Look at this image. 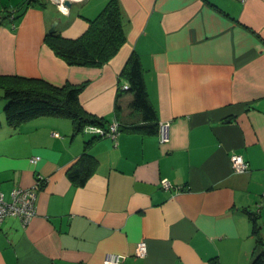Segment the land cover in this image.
<instances>
[{"label":"crops","instance_id":"obj_1","mask_svg":"<svg viewBox=\"0 0 264 264\" xmlns=\"http://www.w3.org/2000/svg\"><path fill=\"white\" fill-rule=\"evenodd\" d=\"M22 1L0 0V16ZM107 1L71 0L66 13L32 3L0 22V75L86 82L82 107L119 123L115 137L95 139L88 125L75 132L55 115L13 126L0 87V191L8 199L43 179L35 216L1 223L0 264H105L107 252L124 255L122 264H250L252 214L264 237V0H118L125 41L109 61L77 66L56 56L44 41L52 22L75 38ZM132 52L157 121H170L166 143L133 129L144 121L132 93L118 95ZM83 151L94 169L77 185L67 170ZM232 153L245 171L233 170ZM141 240L144 257L134 254Z\"/></svg>","mask_w":264,"mask_h":264},{"label":"trees","instance_id":"obj_2","mask_svg":"<svg viewBox=\"0 0 264 264\" xmlns=\"http://www.w3.org/2000/svg\"><path fill=\"white\" fill-rule=\"evenodd\" d=\"M45 0H24L7 11L2 18L18 19L32 3L44 5ZM45 43L56 56L69 65L100 67L111 59L123 45V16L118 0H108L98 14L88 20L85 31L75 38H66L55 28L44 36ZM120 77L128 82L122 92L132 93L130 107L140 113L144 124L133 129L144 133L157 132L156 111L149 100L143 67L138 55L132 52L125 61ZM86 82L54 85L44 79L21 75H0L2 97L6 100L3 113L7 123L17 126L22 121L41 115L67 117L74 131L86 125L106 127L103 119L88 113L79 101V93ZM93 138H99L93 134ZM94 169V159L86 151L68 168L67 176L77 185H83ZM251 234L255 239L254 255L250 264H264V237L260 235L257 214L251 215Z\"/></svg>","mask_w":264,"mask_h":264},{"label":"built area","instance_id":"obj_3","mask_svg":"<svg viewBox=\"0 0 264 264\" xmlns=\"http://www.w3.org/2000/svg\"><path fill=\"white\" fill-rule=\"evenodd\" d=\"M58 8L62 13H66L68 8L64 5V0H45ZM245 1V0H242ZM123 89H127L128 85H123ZM170 121L159 120L157 124V135L160 143H166L170 139ZM88 130L95 136L115 137L119 132V123L117 121L111 122L108 126L88 125ZM53 135L57 136L56 132ZM39 160V156L35 155L30 158L31 163H36ZM231 166L236 172H243L247 169V163L243 159L241 154L232 153L229 156ZM161 186L164 189H170L171 184L167 179H161ZM43 184L42 176L37 175L33 186L22 187L16 186L10 192V197L5 198L2 191H0V226L3 220L7 216H17L20 218L23 225H26L32 217L36 214V187ZM147 253L146 243L141 240L137 242L134 250V254L138 257H144ZM124 255L115 254L111 252L105 253L103 257V263L105 264H122Z\"/></svg>","mask_w":264,"mask_h":264},{"label":"water","instance_id":"obj_4","mask_svg":"<svg viewBox=\"0 0 264 264\" xmlns=\"http://www.w3.org/2000/svg\"><path fill=\"white\" fill-rule=\"evenodd\" d=\"M71 0H64V5L67 7V8H70L71 7ZM56 25H57V21H54L52 22V24L50 25V28L48 29V32H53L56 28Z\"/></svg>","mask_w":264,"mask_h":264},{"label":"rangeland","instance_id":"obj_5","mask_svg":"<svg viewBox=\"0 0 264 264\" xmlns=\"http://www.w3.org/2000/svg\"><path fill=\"white\" fill-rule=\"evenodd\" d=\"M84 135H88V134L86 133V134H84Z\"/></svg>","mask_w":264,"mask_h":264}]
</instances>
